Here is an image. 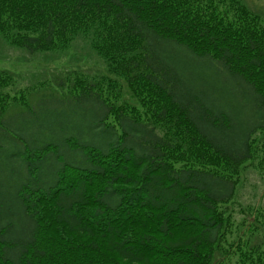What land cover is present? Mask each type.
<instances>
[{"label": "trees", "instance_id": "trees-1", "mask_svg": "<svg viewBox=\"0 0 264 264\" xmlns=\"http://www.w3.org/2000/svg\"><path fill=\"white\" fill-rule=\"evenodd\" d=\"M0 40L31 56L81 40L107 71L17 94L0 72L13 148L0 145V264H264V236L232 255L225 240L245 175L264 174V13L247 0H0ZM49 88L87 128L62 113L16 135L12 107L34 114L31 94ZM240 214L264 234L261 209Z\"/></svg>", "mask_w": 264, "mask_h": 264}, {"label": "rangeland", "instance_id": "rangeland-1", "mask_svg": "<svg viewBox=\"0 0 264 264\" xmlns=\"http://www.w3.org/2000/svg\"><path fill=\"white\" fill-rule=\"evenodd\" d=\"M247 2L254 10L264 13V0H247ZM0 72H9L15 77L17 82L16 87L8 90L16 94L39 82H49V84L54 85L56 79L68 72H82L83 75L92 78L97 75L107 74L103 60L81 40L65 50L64 53L37 54L32 56L27 52L13 49L0 40ZM66 93L68 94V92ZM51 94L50 88L47 90L42 89L38 96L33 93L31 94L30 100L32 102L35 101L34 114L25 112L28 109L22 102L12 107L10 117L16 116L12 117L9 123L16 135L22 134L27 129H31L34 132L52 130L54 127H51V125L58 126L62 121L60 118L62 113L73 119L75 127L83 122L82 113L71 109L72 105H69L70 103L68 102L59 103L52 100L50 98ZM57 98L59 100L63 99L60 96H57ZM50 112H55L51 120L52 123L45 118ZM83 126L87 128L85 122H83ZM9 132L11 136L14 135L11 131ZM0 134L3 135L0 136V145L4 146L8 152L13 151L10 137L4 136V131L3 133L0 132ZM245 176L246 181L238 190L235 207L233 208L229 205L232 211L231 222L229 223L231 234L225 240H228L226 249L231 255L236 253L239 245L238 241L242 240L240 242L244 243L249 239L250 244H259L261 238L264 236L263 232H258L255 228H253L254 230H250L247 223L241 225L245 219L249 221L252 215L240 214V212L247 213L251 208H259L264 212V174L261 175L257 170L251 169ZM260 234L262 235L260 236ZM224 241L223 243H225ZM231 245H233L232 248H230ZM224 252L225 250L223 249ZM234 256L238 257V255ZM233 263L234 260L231 259L226 264Z\"/></svg>", "mask_w": 264, "mask_h": 264}, {"label": "bare ground", "instance_id": "bare-ground-1", "mask_svg": "<svg viewBox=\"0 0 264 264\" xmlns=\"http://www.w3.org/2000/svg\"><path fill=\"white\" fill-rule=\"evenodd\" d=\"M61 96H62V98H64V99H68V98H69V96H68V94H67L66 92H62V93H61ZM32 99H33V98H32ZM5 130H7V129H4V130L2 129L0 132L3 133V131H5ZM19 146H20V147H23L24 144H23V143H20ZM157 187H158V186H157ZM128 226H129V228H133L132 225H128Z\"/></svg>", "mask_w": 264, "mask_h": 264}]
</instances>
